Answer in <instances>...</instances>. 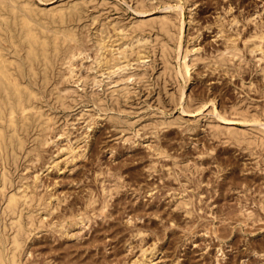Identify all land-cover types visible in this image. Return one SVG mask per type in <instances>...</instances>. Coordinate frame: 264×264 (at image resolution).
<instances>
[{"label":"rangeland","instance_id":"rangeland-1","mask_svg":"<svg viewBox=\"0 0 264 264\" xmlns=\"http://www.w3.org/2000/svg\"><path fill=\"white\" fill-rule=\"evenodd\" d=\"M28 1L50 11L68 12L76 4L80 11L73 27L82 51L72 60L73 75L65 64L56 65L44 83L38 69L36 82H31L37 112L32 109L26 127L17 114L23 146L12 149L6 141L0 152V172L5 166L8 173L6 192L27 187L34 197L43 196L41 208L36 200L19 204L24 215L33 209L34 222L25 227L16 264H132L153 242L154 260L146 264H264V162L259 147L252 150L233 140L241 130L264 129V56L258 59L260 51L242 44L255 22L264 20V0ZM228 2L231 9L226 11ZM181 9L182 50L178 58L171 51L167 68L156 45L154 51L142 48L146 56L139 60L133 51L124 69L99 71L97 51L115 52L118 43L135 39L129 30L134 22L168 14L177 23ZM233 15L237 20L231 23ZM148 27L144 36L152 39L157 31ZM99 35L112 46L97 50ZM229 35L242 48L240 58L220 62ZM185 49L191 51L187 72L182 66ZM178 68L182 72L175 75ZM128 73L132 75L126 77ZM204 101L206 106L198 108ZM240 109L262 123L243 119ZM1 126L8 140L12 127L7 121ZM158 145L169 155L156 153ZM102 177L111 186L106 207L110 215L95 216L88 207L89 220L75 222L68 211L83 208L89 190L99 201ZM177 194L189 200L190 213L175 207ZM3 205L0 200L4 251L3 236L8 238L12 229ZM247 210L252 211L249 218ZM136 227L141 233L135 234Z\"/></svg>","mask_w":264,"mask_h":264},{"label":"bare ground","instance_id":"bare-ground-1","mask_svg":"<svg viewBox=\"0 0 264 264\" xmlns=\"http://www.w3.org/2000/svg\"><path fill=\"white\" fill-rule=\"evenodd\" d=\"M161 1L165 3V0H161ZM179 2L180 1L178 0V3ZM228 4H229V2H228ZM141 5H143V4H141ZM165 6H166V4H165ZM230 6L231 5L229 4V6L224 7V9L226 11H228L231 9ZM68 8H69V6H68ZM163 8L164 7H162V9ZM79 11L80 10L78 9V6L76 4H74L68 12H66V11L61 10V9L53 10V11L52 10L50 11V10L38 9L37 7L33 6L31 4V2H29L28 0H0V118L2 120L1 123H3L4 121H7V124L12 127V132L9 135L8 140H6V137H7L6 131L4 130L3 126H1V123H0V152H2L3 146H5L7 144L6 141L9 142L12 149L16 145H17V147L23 146L24 140L21 136L17 135V131H16V128L18 125L17 124V118H18L17 114L19 113L18 119L22 125L21 127H23V126L26 127L27 122L29 121L30 112L32 111V109H34V111L37 112V109H35V106L33 104L34 98L36 97V92L31 87V82H36L35 79L39 75L38 69H41V72H40V73H42L41 82H44V83L48 82L49 73L52 72V70L54 69V66H56V65L60 66L61 64L62 65L65 64L66 68H68L69 71L71 72V75L75 74V73H73L74 70H73V66H72V60L77 55H79V53L82 51L81 50L82 41L75 31L76 29L73 27V21H74L75 17H78ZM181 11H182V9L178 10L177 16L179 17V19L178 18L177 19L179 20V22H177V23L174 21V19L167 16L168 14L163 15L158 20L152 19V20H142V21L134 22L129 27V30H133L135 32L132 37L130 35L131 38L135 37V39L129 38V40L127 42L123 41V42L118 43L120 45H119L118 49L115 50V52H113V50L111 48L110 49L108 48V50H109L108 54H106V53L104 54L103 50H99V52L97 51L95 59H96V63L98 64V66L99 65L101 66V68L99 66V71L101 73H103L104 70H107V73H111V72L115 71L116 69L117 70L118 69H124L125 67H127V65L131 64L130 63V61H132L131 60V54L133 51L136 52V56L134 58L139 60V59H142L144 56H146V52L144 50L142 51V48H144V47L148 48L149 47L148 48L149 51L150 50L154 51V48L156 45L158 46L159 53H160V56L163 60L164 66L167 68L168 67L167 66L168 55H170L171 51H175V57L176 58H178L180 56V49H181V45H182V37H183V31H184L183 30L184 21H183L182 15H181L182 14ZM137 12H139V11H137ZM250 14H252V12ZM236 20H237V17L235 15H233L231 18V23H234ZM257 20H259V19L257 18ZM257 23L255 22L253 29L250 31L249 34H247L244 37L242 44L244 46H246L250 51H256V50L260 51L261 55H259L258 59H261L264 56V20H262L259 25H257ZM76 24H77V22H76ZM148 25H150V27H148ZM175 26H177V30L176 29L174 30ZM147 27L148 28L154 27L156 29L155 32L157 31V35L154 38L151 39L149 37L144 36V31L147 29ZM120 30L126 31L127 29L120 28ZM124 31H123V33H124ZM218 31L223 32V28L220 26L218 28ZM107 32H108V30H107ZM184 35H185V33H184ZM215 35H217V34H215ZM230 37H231L230 35H229V37H226V41H225V42H227V40H228L230 43L225 44L223 46V50L225 51L226 55H223L222 52L219 53V55H220L219 61L220 62H224L225 60L232 59L235 56L237 58H240V50H242V48L239 49V47H238L239 45H237L233 40L234 38L231 39L232 37L231 38ZM109 43L110 42H107L101 35H99V37L96 41V48H97V50L102 49V48L104 49ZM125 43H127V46H125V47L121 46V44H125ZM110 45H111V43H110ZM106 50H107V47H106ZM194 50H195V48H194ZM196 50H198V49L196 48ZM189 51H190L189 49H185L184 54L182 55V57H183L182 66L186 72L189 71L188 66L191 64V62H188L186 60V57L189 56V54H188ZM243 51H244V49H243ZM116 53L119 55H117ZM173 66H174V63H173ZM220 66H222V65H220ZM263 68H264V66H263ZM236 69H238V68H235V70ZM174 72H175V75H177V74L181 73L182 71H180L178 68V71H174ZM130 75H132V73H128L126 75V77H129ZM263 76H264V74H263ZM77 77H79V76H77ZM80 80H81V78H80ZM184 81H186V79ZM182 84H183V82H182ZM183 87L184 86H182V88L180 87L182 89V93L184 91ZM182 93H180L181 96H183V94H184V93L183 94ZM179 101H181V100H179ZM206 102L207 101L202 102V104H200L198 106V108H202V106L203 107L206 106L205 105ZM182 107H184V106H182ZM184 109L182 108V110H184ZM212 109L215 110V111L212 110V111H214V113L217 111L214 106L212 107ZM231 109H232V107H231ZM241 113H242L243 119H245V118H247L249 120L251 119V120H253V122H251V123H254V121H256L258 123V121L256 120V115H254V113H248V115H250L249 118L247 117V114L242 112V110H241ZM216 116H217V114H216ZM222 116H224V115H222ZM263 119H264V117H263ZM260 121H263V120L262 119L259 120V123H262ZM247 122L249 123V121H247ZM212 123H214V122H212ZM217 123L218 122L216 121V124ZM218 124H220V123H218ZM256 125L257 124H255V126ZM263 125H264V123H263ZM220 130H222V129H219V131ZM229 130H231V129H229ZM216 134H217V132H216ZM226 134H224L222 136L226 137L227 136ZM162 140H164V139H162ZM233 140L239 144L241 142L242 143L244 142L245 143L244 146L246 145L247 147H252V150H253L254 146L259 147V151H261L260 155H261V158L264 162V129L255 128L254 131H252V132H249L246 130H241L240 132L235 133ZM46 141H47V139H46V137H44V142H46ZM154 150L156 151V153L161 154L163 156L169 155L167 152L168 149L165 150L164 148L160 147L159 145L156 146L154 148ZM14 159H15V157H14ZM257 161H258V159H257ZM182 167H183V165H182ZM99 172H103V171L100 169ZM104 173H106V172H104ZM183 173H184V171H183ZM7 174L8 173H7L6 167L4 166V169L0 172V194H1L0 200H2V202H4L2 213L5 214L4 216L6 219H9L8 221L10 222L9 225H10V228L12 229V232L8 236V238L6 236H3L4 237L3 239L5 240V244L3 246L4 251L2 250V248L0 246V264H16L17 254L19 253V248H21L20 245L22 243L20 239H24V238H22L23 237L22 235H24L25 227L34 222L33 221L34 220L33 219V216H34L33 215V209H28V211L24 215L22 212V208H19V204H21V203L28 204V203H31L33 200H36L37 205L40 206V208H41V207H43V206H41L43 196L40 195L38 197H34L35 193H33V190L31 189L30 191H27V189H26L27 187H24L26 190L23 188L20 192L11 191L10 193H7L6 192V185L8 182ZM100 185H101V194L102 195H101V197H99V199L101 198L99 201L96 198V195L93 194L92 190H89V192L86 193L87 195L85 194L86 195L85 198H83V208H80V207H76V209L70 208L71 210L68 211L67 215L72 216L73 219L75 220V222L83 221V220H89L90 214L87 212L88 207H89V210L91 211V213L94 214L95 216L100 215L101 217H104V216L110 215V213H109L110 211L108 212L106 207H108L107 206V204H108V201H107L108 197L107 196L110 195L109 193L111 191V186L109 184H105L103 177L100 181ZM118 186H119L118 184L115 186V190L118 188ZM182 196L183 195H180V196L178 195L177 197L175 196L176 198L173 201V204L175 205V207H184V211L186 213H190V209L187 207L189 200H187V198H184ZM189 198H191V197H189ZM96 201H98L97 204L95 203ZM162 209H163V207H162ZM209 209H211V208H209ZM251 214H252V211L247 210V212H245L246 218L247 217L249 218V216H251ZM131 215H130V217H131ZM173 217H175V216H173ZM128 218L129 217H127V219ZM148 220H150V219H148ZM116 225H117V223H116ZM4 226H5V222H4ZM141 230L138 227H136L134 232H135V234L141 233ZM155 231H157V230H155ZM2 233L4 234L5 232H2ZM8 233H5V234H8ZM131 233H133V232H131ZM162 233H164V232H162ZM144 234H145V232H144ZM143 235H141V236H143ZM110 236H111V234H110ZM134 236H136V235H134ZM223 236H225V235H223ZM158 237L160 238L159 235H158ZM129 243H131V241ZM134 245H135V243H134ZM143 245H145V244H143ZM149 245H150V246H148L149 250H147V248L143 247L142 252H141V255H142L141 256L142 258L140 259L141 261L139 259H136V260L132 259L133 260V261H131L132 264L133 263H135V264H146L149 260L153 259L152 256L154 254L156 244H155V242H153ZM248 246H250V245H248ZM145 247H146V245H145ZM260 247L262 250V253H260V254L264 255V242H262V245ZM255 251L258 252L257 250L253 249V252H255ZM149 254H151V256ZM101 263L106 264L107 261L106 262L103 261Z\"/></svg>","mask_w":264,"mask_h":264}]
</instances>
